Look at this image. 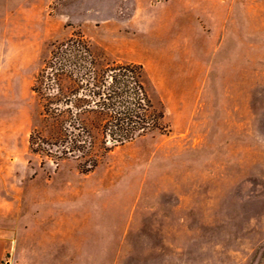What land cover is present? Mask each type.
I'll list each match as a JSON object with an SVG mask.
<instances>
[{
  "label": "rangeland",
  "instance_id": "374dc122",
  "mask_svg": "<svg viewBox=\"0 0 264 264\" xmlns=\"http://www.w3.org/2000/svg\"><path fill=\"white\" fill-rule=\"evenodd\" d=\"M75 31L163 112L87 173L28 146ZM0 235L4 264H264V0H0Z\"/></svg>",
  "mask_w": 264,
  "mask_h": 264
},
{
  "label": "trees",
  "instance_id": "16d2710c",
  "mask_svg": "<svg viewBox=\"0 0 264 264\" xmlns=\"http://www.w3.org/2000/svg\"><path fill=\"white\" fill-rule=\"evenodd\" d=\"M31 90L41 103V126L29 133L30 151L75 158L82 173L114 147L163 127L142 65L110 61L80 31L53 44Z\"/></svg>",
  "mask_w": 264,
  "mask_h": 264
},
{
  "label": "crops",
  "instance_id": "0c3cea01",
  "mask_svg": "<svg viewBox=\"0 0 264 264\" xmlns=\"http://www.w3.org/2000/svg\"><path fill=\"white\" fill-rule=\"evenodd\" d=\"M217 1L219 2V4L223 3L225 5L227 3V0H217ZM198 20L202 25H205L202 22L203 20L200 18V16H198ZM7 248H8V238L4 235H0V264H4Z\"/></svg>",
  "mask_w": 264,
  "mask_h": 264
}]
</instances>
